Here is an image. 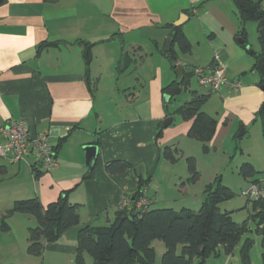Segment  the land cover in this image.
<instances>
[{"label": "crops", "instance_id": "obj_1", "mask_svg": "<svg viewBox=\"0 0 264 264\" xmlns=\"http://www.w3.org/2000/svg\"><path fill=\"white\" fill-rule=\"evenodd\" d=\"M185 11L189 13L187 23L193 18L205 39L201 50L206 58L198 60L197 53L194 65L189 66L191 72L209 65L214 54L227 68L226 84L209 95L202 112L216 121L209 150L231 152L240 127L248 131L264 102L258 87L260 76L252 75L249 80L241 77L248 71L253 73L255 63L235 48L240 22L231 0H57L54 4L6 0L0 8V126L23 119L32 133L51 129L53 148L65 138L55 152L58 166L38 178L32 159L9 163L0 158V232L13 235L17 219H24L21 228L27 240V229L35 226L30 216L15 214L6 221L8 230H1L6 211L18 201L36 198L47 206L69 192L68 202L80 206V225L56 242L45 244L40 257L27 254L34 260L26 264H75L78 229L111 224L120 196H132L139 190L140 181H147L143 189L151 202L149 210L175 211V205L191 210L190 206L202 204L204 191L191 200L188 168L177 171V161L162 159L164 148L179 151L181 142L188 146L190 141L197 142L187 136L192 122L176 114L193 92L188 97L189 88H182L167 103L162 94V88L175 82L171 64L163 56L164 43L173 37V24ZM180 29L193 54L192 29L191 33ZM78 40L95 44L89 66L92 94L85 82ZM42 43L57 46L38 52ZM124 53L134 65L120 74L117 68ZM237 62L243 66L240 71L235 69ZM175 65L190 73L179 56ZM103 76L107 84L104 90L100 88ZM231 82H239L240 89H231ZM100 94L113 104L112 110L102 107ZM108 114H112L110 120L104 118ZM165 118L172 120L168 127L161 125ZM160 127L163 131L158 137ZM89 145L97 147L92 168L85 151ZM192 147L196 148L194 144ZM117 161L125 164L126 170L107 173L105 165ZM89 173L92 177L84 180ZM220 252L205 264H230V255L223 263ZM86 263L91 264L88 259Z\"/></svg>", "mask_w": 264, "mask_h": 264}, {"label": "trees", "instance_id": "obj_2", "mask_svg": "<svg viewBox=\"0 0 264 264\" xmlns=\"http://www.w3.org/2000/svg\"><path fill=\"white\" fill-rule=\"evenodd\" d=\"M46 3L54 4L57 0H44ZM237 10L240 22V30L236 36L243 40L239 46L245 48L247 34L245 25L249 22L256 24L257 39L260 51L254 55L255 65L259 59H264V0H231ZM205 2L201 3L204 4ZM6 4V0H0V8ZM189 15L188 11L184 12ZM171 27V26H170ZM173 44L179 50L187 54L190 52V43L183 35L180 28H175ZM82 46V60L85 67V82L89 92L93 93L91 80L89 77V66L92 61V49L94 43L84 40L77 41ZM49 46H57L56 43H42L38 46V52ZM247 50V49H246ZM249 54V50H247ZM252 55V54H251ZM163 56L171 64V69H176L175 63L178 56L173 49V45L168 53ZM117 71L122 74L128 71L134 60L124 53L121 57ZM260 82L258 87L264 84V72L259 73ZM193 76L192 72L184 73L182 85L175 82L162 88V94L170 96V99L177 95L182 88H189L188 79ZM210 94L199 95L193 92L189 102L180 107L176 114L183 120L191 121V127L187 136L201 144L204 152L209 151L208 143L214 136L216 121L214 118L202 112V106L208 100ZM254 122L259 119L261 123V134L264 138V110H259L255 115ZM163 128L160 127L158 137L161 136ZM59 140L54 147L57 152L63 141ZM56 154V153H55ZM176 149L164 148L163 156L170 163L177 161ZM189 178L188 183H195L199 179V172L195 169V162L192 158H186ZM105 170L110 174H122L126 170V165L122 162H111L105 165ZM257 172L245 164L241 168V174L245 178H254ZM36 172L35 177H40ZM91 173L83 177L90 179ZM251 183L259 182V179H252ZM147 181H140V188L130 199L129 208H118L114 220L111 224L101 227L89 225L78 229L76 235L75 264H87L86 259H91V264H154L156 253L153 248L154 241H161L164 252L160 259V264H205L211 257L218 256L222 251L225 255H232L240 245L242 238L249 231L247 223L241 224L233 221L231 212L220 211L219 204L231 196L229 189L217 185L205 187L204 200L199 211L193 213L191 210L182 209L174 211L172 209H147L144 212L136 210L135 203L145 194L144 186ZM68 193L63 192L53 203L43 206L38 199H30L15 202L6 211L1 230L7 231V219L15 214H23L35 220V226L27 229V254L40 257L45 244L56 242L69 229L80 225L79 210L77 204L68 202ZM252 204V215L250 219L256 222L255 232L264 234V203L260 201H250ZM262 245V262L264 264V237ZM252 241L245 238L240 248L242 264H251L249 251Z\"/></svg>", "mask_w": 264, "mask_h": 264}, {"label": "rangeland", "instance_id": "obj_3", "mask_svg": "<svg viewBox=\"0 0 264 264\" xmlns=\"http://www.w3.org/2000/svg\"><path fill=\"white\" fill-rule=\"evenodd\" d=\"M237 11V10H236ZM181 28L183 31H189L192 29V34H190V41L192 45V49L194 50L192 53L184 54L182 53L176 44L173 45V49L176 54L179 56L182 62H185L187 66H185V71L189 73V66L194 65V61L197 60L196 54L199 53L198 60L202 61L206 58V53L203 49V43L205 39L200 37L201 27L197 23H195L192 18L190 22H186ZM245 30L247 34V43L245 48H242L238 45L237 40L239 37L235 38V48L243 54L244 57L249 58L252 64L256 63L254 55L258 54L260 51L259 43L257 39V30L256 24L254 22H249L245 25ZM175 32V30H174ZM190 32V31H189ZM191 33V32H190ZM167 39V38H166ZM166 41V40H165ZM165 44V43H164ZM128 45V44H127ZM126 45V48H127ZM150 45V44H149ZM164 49V47H163ZM251 52L252 56L247 52V50ZM139 59L137 61L139 62ZM142 61V59H140ZM140 61V62H141ZM193 63V64H192ZM243 67L237 62L235 69L239 70ZM264 71V64H263ZM191 72V70H190ZM174 80L176 76L172 71ZM253 76H259V72L255 69L253 73L248 71L242 78L245 77V80H249ZM147 75L144 76L146 82ZM126 78V77H125ZM134 78V77H131ZM189 93L188 97L191 96L192 92H196L198 94L204 95L207 94V91L201 88L195 79L194 76H191L189 79ZM245 82V81H244ZM106 78L103 76L101 80V89H106ZM102 99V107L107 110H112L113 104L109 101L105 100V96L99 95ZM101 105V102L98 101ZM213 104V102H212ZM209 106V105H207ZM180 117V116H179ZM106 120H110L112 118V114H108L104 117ZM177 119V117H175ZM181 118V117H180ZM189 142V141H188ZM192 142L190 146L187 145L186 141L180 143V150L177 151L175 157H177V165L176 170L181 171L183 168L187 167L186 158L184 156L185 153L189 155H194L195 158H192L195 162V169L199 172V179L195 183H189V191L191 200L197 199L205 190V187L212 186L215 188L217 185L221 187H225L230 190L231 196L225 200H223L219 204L220 211L231 212V217L233 221L236 223L246 222L249 231L244 235L240 245H238L235 253L230 255L228 259H231L230 264H242L240 257V247L245 238H248L252 241V246L249 251L250 262L251 264H263L262 262V245L261 241L264 237V234L255 232L256 230V222H253L250 219L252 215V204L249 200L245 198L242 194V190L246 187L247 184L251 183L250 178H245L241 174V168L243 165H250L256 173L254 178L262 176L264 177V138L261 134V123L260 120L257 119L253 125L248 127V131L240 138H235L233 141L232 151L224 149H210L208 152H204L201 148V145L195 141ZM192 144L196 146L194 149ZM182 151V152H181ZM164 156H162V159ZM165 159V158H164ZM163 162V161H162ZM262 172V173H259ZM259 181H264L263 179H259ZM186 182V181H185ZM191 211L193 213H197L199 211L200 206L198 208H192L190 206ZM177 209V210H176ZM175 211H180L178 205H175ZM23 216V215H22ZM25 218V217H23ZM16 227L14 228L13 235H8V233L0 232V264H26L27 260H34L29 257L26 253V234L22 231L21 225L24 223V219H17ZM153 248L156 253V259L154 264H160L161 256L164 252V246L161 241H154ZM221 253V262L224 263L226 261L227 255H225L222 251ZM91 259L88 258V262ZM38 262V261H37Z\"/></svg>", "mask_w": 264, "mask_h": 264}, {"label": "built area", "instance_id": "obj_4", "mask_svg": "<svg viewBox=\"0 0 264 264\" xmlns=\"http://www.w3.org/2000/svg\"><path fill=\"white\" fill-rule=\"evenodd\" d=\"M226 65L214 54L209 65L193 68L192 74L197 84L209 94H216L226 84ZM229 86L234 91L241 87L239 82H231ZM52 130L45 129L32 133L28 123L23 120H13L0 126V158L9 163L32 159L39 173H47L55 169L58 164L54 148L50 143ZM243 196L249 201L264 203V181L249 183L242 190ZM130 199L121 195L119 208H129ZM151 202L144 194L136 203L135 208L141 212L148 209Z\"/></svg>", "mask_w": 264, "mask_h": 264}, {"label": "water", "instance_id": "obj_5", "mask_svg": "<svg viewBox=\"0 0 264 264\" xmlns=\"http://www.w3.org/2000/svg\"><path fill=\"white\" fill-rule=\"evenodd\" d=\"M188 20V16L186 14H181L176 22H174L173 26L175 28H181ZM239 44H243V40L239 38L237 40ZM173 43V38L170 36L166 39L165 44H164V49L163 51L165 53H168L171 49ZM263 64H264V59H259L256 65V70L259 73H263ZM176 79L175 83L177 85H182L183 80H184V72H183V67L182 66H177L176 69L173 71ZM260 90L264 93V84L260 86ZM164 102H168L170 100V96L164 95L163 96ZM260 110H264V102L262 106L260 107ZM171 118H165L164 121L162 122V127H168L171 124ZM245 134V129L244 126L240 127L239 132L236 134V138H240ZM85 151L88 157V166L92 168L94 161L97 156V147L95 145H89L85 147Z\"/></svg>", "mask_w": 264, "mask_h": 264}]
</instances>
